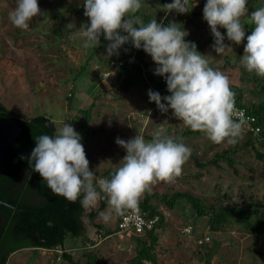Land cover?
<instances>
[{"label": "rangeland", "instance_id": "374dc122", "mask_svg": "<svg viewBox=\"0 0 264 264\" xmlns=\"http://www.w3.org/2000/svg\"><path fill=\"white\" fill-rule=\"evenodd\" d=\"M169 2L171 0H143L141 9L132 15L146 22L149 17L156 18L158 22L164 19V24L167 21L182 24L188 32L186 37L197 44L210 65L229 77L231 89L242 88L245 103H255L258 100L255 93L257 80L240 68L246 37L237 44L227 39L226 29L220 28L230 48L218 54L212 47L214 37L209 24L203 16L193 15L194 11L203 13V0H190L191 10L187 13L172 12L165 17L158 5ZM15 6L16 0H0V102L24 118L47 114L57 128L62 127L64 121L75 127V123L86 116L91 103L108 107L105 114H92V125L106 129L101 136L104 144L102 150L110 152L108 155L96 153L98 161L94 162L99 163L96 167L99 172L108 166H119L126 155V150L116 143L117 137L127 140L141 134L145 139H152L156 132L174 139L179 136L178 141L192 150L191 156L182 166L181 174L170 180L157 179L141 198L146 192L171 195L176 191H187L198 196L209 207H220L242 205L243 199L253 194L263 204L257 209L264 213L263 143H250L245 131L243 138L236 144L213 142L203 131H194L176 118L172 109L162 112L154 101L149 100L148 88L142 84L140 87L145 88L126 89L116 98L110 95L105 98L101 95L97 97L98 94L93 96L100 86L102 68H109L105 60L108 58L109 41L101 36L99 46L102 45V48L83 47L84 38L79 28L89 22V18L84 15L82 0H39L42 14L33 18L28 29L18 28L10 20L9 13ZM248 9L249 15L242 18V22L252 24L250 13L257 8ZM69 23H74L76 28H67ZM245 29L246 36L253 30L246 26ZM100 54L105 59L100 60ZM146 59L152 57L146 53ZM82 66L85 69L80 72ZM155 67L152 60L147 69L154 70ZM72 88L75 93L74 104L69 110L67 100ZM85 128L78 130L83 145L88 139L92 140L93 135L89 128ZM107 135L112 136L114 141ZM112 143L116 145L115 154L110 150ZM85 152L88 158L90 154ZM217 153L231 157V162L222 158L218 164L200 166L196 163V159H213ZM95 163L91 161L92 165ZM153 203L165 215V224L158 230V262L208 264L209 259L211 264H264V237H257L248 231L236 218H232L221 231L213 232L208 227V218L198 216L186 200H179L174 208H169L157 198L153 199ZM106 210L108 206L101 211ZM119 216L113 213L109 222L97 216L95 220L104 225L103 229L98 230L91 221L89 209L85 208L82 217L85 234L95 243L84 238H68L67 249L83 261L86 260L85 252L92 250L100 256L101 264H129L136 255V242L133 236L115 233ZM189 223L194 225V229L190 233H183L182 229ZM108 230L114 233L101 235V231L104 233ZM206 237L209 239L205 240ZM7 264L68 263L58 258L55 250L40 249L34 253L32 249L26 248L13 253Z\"/></svg>", "mask_w": 264, "mask_h": 264}, {"label": "clouds", "instance_id": "9594fccd", "mask_svg": "<svg viewBox=\"0 0 264 264\" xmlns=\"http://www.w3.org/2000/svg\"><path fill=\"white\" fill-rule=\"evenodd\" d=\"M84 15L89 18L81 28L83 47L96 48L101 36L110 41L108 56L118 55L123 45L143 49L152 57L154 74L164 77L169 95L148 90L162 112L173 110V115L194 131H203L216 143L236 144L243 138L247 117L240 111L237 118L235 93L229 77L214 69L207 56L202 54L194 41L186 40L187 30L176 22L164 24L156 18L145 22L133 16L143 0H83ZM190 0H171L158 5L165 17L172 12L187 13ZM248 0H206L203 18L214 37L213 49L222 54L230 45L227 39L244 46L242 63L247 71L264 76V7L250 13L254 25L246 36L242 18L249 15ZM39 0H16L9 13L12 23L28 29L34 17L41 15ZM219 26V27H218ZM75 29L74 23L67 25ZM82 135L70 124L56 128L54 135L41 134L35 138L29 162L53 193L70 201L80 200L87 209H96L106 201L108 210L99 214L109 222L112 214L123 215L136 209L142 194L159 180L179 176L183 164L191 156V148L170 135L156 132L152 139L141 134L130 139L116 138V143L126 150L119 167L110 177L97 179L89 164Z\"/></svg>", "mask_w": 264, "mask_h": 264}, {"label": "trees", "instance_id": "16d2710c", "mask_svg": "<svg viewBox=\"0 0 264 264\" xmlns=\"http://www.w3.org/2000/svg\"><path fill=\"white\" fill-rule=\"evenodd\" d=\"M206 0H203L205 5ZM247 7H264V0H248ZM194 16L201 15L194 11ZM152 18H147V22ZM164 21V19H163ZM146 22V21H145ZM168 24V21L165 22ZM246 27H254L253 24L244 23ZM183 28V25H180ZM186 40H189L185 37ZM190 41V40H189ZM131 54L129 49L119 52L118 55L106 59L108 66L112 59H120ZM138 58L139 64L129 67L122 66L127 74L120 83L121 88L133 87L136 84H144L146 87L159 91L162 96L169 95L166 80L162 76L154 74V70H148L147 67L152 59H146V52L142 49ZM242 71L252 74L257 80V89L255 91L258 100L251 105L245 103L244 91L240 87H233L235 93V103L245 106L248 112L256 117L257 125L260 126V132L254 134L248 132L249 142H260L264 144V76H259L255 72L247 71L244 64L240 65ZM85 69L82 66L80 72ZM74 93L68 98V106L73 107ZM90 109H87V114ZM0 118L18 119L25 128V133L15 142L9 154L0 168V196L9 203L21 207L23 210H16L7 205L0 204V264H7L10 256L21 249H32L37 253L40 249L55 250L56 255L68 264H101L100 256L90 250L85 252L86 260H81L69 251L66 247L67 239L84 238L91 243H95L85 234V224L83 215L85 207L81 205L80 200L70 201L64 196L57 195L48 187L47 182L42 176L33 170L30 165L29 157L35 147V138L41 134L54 135L56 124L47 114H39L33 117L24 118L20 113L10 109L6 104L0 102ZM88 125V119L75 123V129L78 131ZM176 140L179 136L175 137ZM226 153V152H224ZM226 159L231 162V157L224 154H216L213 159L199 161L200 166L218 164L220 159ZM89 159V158H88ZM90 168L96 172L97 179L101 177H110L115 170L96 171L89 164ZM164 202L169 208H174L179 200H186L191 204L198 216L208 218V227L213 232L221 231L231 220L236 218L244 227L255 234L257 237H264V213L259 212L257 207H263V204L255 195H250L243 199L242 205H221L220 207H209L196 195L187 191H176L173 194L146 192L141 198V205L145 210L152 214L157 213L161 216L160 225L147 231L145 235L133 238L136 242V255L129 264H171L160 263L157 260L156 247L159 242L158 230L165 224L164 212L159 209L153 199ZM106 201H101L98 210H93L89 215L92 223L98 227V230L104 228L102 223L95 219L99 212L107 207ZM120 217V216H119ZM117 224V223H116ZM116 229V228H115ZM117 230V229H116ZM116 232V231H115ZM101 235L108 236L114 231H101ZM173 264V263H172ZM175 264H184L182 262ZM208 264L211 261L208 259Z\"/></svg>", "mask_w": 264, "mask_h": 264}, {"label": "built area", "instance_id": "2783aa9c", "mask_svg": "<svg viewBox=\"0 0 264 264\" xmlns=\"http://www.w3.org/2000/svg\"><path fill=\"white\" fill-rule=\"evenodd\" d=\"M163 22V20H162ZM128 49L131 51V54L127 57H123L120 59H112L110 60L111 68H121L124 65L132 67L133 65L139 64L140 60L138 58L139 52L142 50L137 49L132 46L130 42H128ZM104 75H108V72H105ZM163 80L164 77H162ZM235 108L237 109V113L234 118L238 117L240 111H242L245 116L248 118L247 123L245 125V132H253L257 134L260 132V126L257 125L256 117L251 115L248 112V109L245 106L238 105L235 103ZM161 223V216L157 213L152 214L148 210H145L141 205V198L139 200V206L136 209H129L123 215H120L116 224V232L119 235H128V236H142L147 233V231L156 229ZM194 229V225L192 223L187 224L186 227L182 229L183 233L192 232ZM209 239L206 237L205 240ZM200 242H203L201 240Z\"/></svg>", "mask_w": 264, "mask_h": 264}, {"label": "crops", "instance_id": "0c3cea01", "mask_svg": "<svg viewBox=\"0 0 264 264\" xmlns=\"http://www.w3.org/2000/svg\"><path fill=\"white\" fill-rule=\"evenodd\" d=\"M202 1V0H201ZM82 2H83V0H82ZM109 43H110V41H109ZM108 43V44H109ZM100 48H102V45L101 46H99ZM128 47H129V44L128 43H126L125 45H123L122 47H121V49L119 50V52H124L126 49H128ZM108 56V55H107ZM113 56V55H112ZM99 59L100 60H103V59H105V56H103V54H100V56H99ZM107 59H111V56H108V58ZM106 60V59H105ZM103 70H102V75H101V79H100V81H99V88L94 92V94H92L93 96H95L96 94H98L97 95V97L98 96H102V98H105L107 95H110V96H112L113 98L115 97H120V95H122L123 94V92H124V90H126V89H128V90H132L133 88H139L140 87V85L141 84H136L135 86H133L132 88H121L120 87V83L122 82V80L125 78V76H126V74H127V72H126V70L125 69H122V68H120V69H118V68H102ZM149 70H153V69H149ZM105 72H108V75H104V73ZM70 78H71V76L70 77H68V80L70 81ZM143 86H145L144 84H142ZM140 88H145V87H140ZM148 87H146V89H147ZM72 90V93H74V91H73V88L71 89ZM147 90H149V88L147 89ZM72 93H70V94H72ZM74 95H75V93H74ZM96 98V97H95ZM97 99V98H96ZM103 100V99H102ZM67 104H68V100H67ZM73 104H74V101H73ZM88 109H90V111H89V113L87 114V112H86V116L82 119V120H85L86 118L88 119V125L86 126V128H85V130L86 129H90V132L93 134L92 135V140H87L86 141V143L84 144V148H85V151H88L89 152V154H90V156H88V158H89V161H90V164H91V161H92V163H95L94 162V160L96 161L97 160V157H96V153H99L100 155H102V154H104V153H107L105 150H107V149H103L102 150V148H103V146H104V144L101 142V136H102V133L104 134V130H106V129H104V128H98V127H94L93 125H92V114H94V113H97V112H99L98 113V115L99 114H105L107 111V109H108V107H106V106H104V105H102V106H97L96 104H93V103H91L90 104V106H89V108ZM69 110H70V108H69ZM95 110H97V111H95ZM150 111H152V110H150ZM81 120V121H82ZM115 124V123H114ZM145 124V123H144ZM116 125V124H115ZM102 131V132H101ZM87 135V134H86ZM108 136V135H107ZM110 139H112L113 137L112 136H108ZM104 138V137H103ZM85 140H86V138H84ZM113 140V139H112ZM111 140V142H113ZM112 145H113V143H112ZM101 148V149H100ZM116 145H113L111 148H110V150H111V153H114L115 151H116ZM108 154H110V152H109V150H108V153L106 154V155H108ZM115 154V153H114ZM105 155V156H106ZM120 156H122V155H120ZM98 161V160H97ZM96 161V162H97ZM99 165V163H95V164H91V166L93 167V169L94 170H96V171H98L97 169H96V167ZM117 167H119V166H117ZM117 167H115V168H109V166L105 169V170H108V169H112V170H116V168ZM105 170H103V171H105ZM100 206H101V203H100V205H99V207L98 208H96V209H89V214L93 211V210H98L99 208H100ZM101 212V211H100ZM99 212V213H100ZM90 216V215H89ZM98 216H100V214H98ZM100 223V222H99Z\"/></svg>", "mask_w": 264, "mask_h": 264}, {"label": "water", "instance_id": "95a60500", "mask_svg": "<svg viewBox=\"0 0 264 264\" xmlns=\"http://www.w3.org/2000/svg\"><path fill=\"white\" fill-rule=\"evenodd\" d=\"M25 133V128L20 124L18 119L0 118V168L2 167L6 156L9 154L15 142ZM0 204L7 205L16 210H23L21 207L14 205L2 199Z\"/></svg>", "mask_w": 264, "mask_h": 264}]
</instances>
